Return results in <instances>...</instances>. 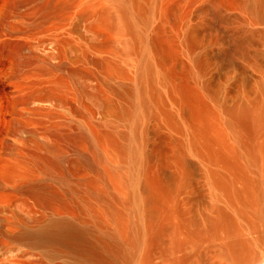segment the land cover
<instances>
[{"label":"bare ground","instance_id":"6f19581e","mask_svg":"<svg viewBox=\"0 0 264 264\" xmlns=\"http://www.w3.org/2000/svg\"><path fill=\"white\" fill-rule=\"evenodd\" d=\"M231 1L0 0V263L264 264V0Z\"/></svg>","mask_w":264,"mask_h":264},{"label":"rangeland","instance_id":"374dc122","mask_svg":"<svg viewBox=\"0 0 264 264\" xmlns=\"http://www.w3.org/2000/svg\"><path fill=\"white\" fill-rule=\"evenodd\" d=\"M231 0H220V4L228 9L231 12H236L235 6L231 3ZM196 27L197 30H195V33L197 36L202 35V29L206 27V25L210 24L213 22V19L211 16H203L196 18ZM234 30V28H233ZM215 32L211 30L208 35H207V40L210 44L213 43L214 48L216 49L215 46V37H214ZM262 40L260 38L254 40L252 43L244 44L243 50L238 52L236 55L233 56V63L238 66L242 64H248L251 61H255V59H263V56L261 53H259V50L261 49L262 45ZM91 112H94V114L98 115L99 111L93 110ZM83 149L86 151L88 150V146L84 143L82 145ZM7 240L4 237L0 238V245L4 246L6 245ZM0 264H40L39 259L35 257H20L18 254L15 252H11L10 255H8L7 259L3 260Z\"/></svg>","mask_w":264,"mask_h":264}]
</instances>
